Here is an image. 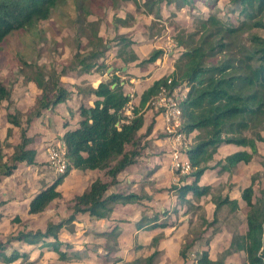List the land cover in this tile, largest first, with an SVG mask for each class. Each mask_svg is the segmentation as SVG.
<instances>
[{"label": "trees", "instance_id": "16d2710c", "mask_svg": "<svg viewBox=\"0 0 264 264\" xmlns=\"http://www.w3.org/2000/svg\"><path fill=\"white\" fill-rule=\"evenodd\" d=\"M61 1L66 0H0V44L16 31L31 30L40 22L49 20L54 8ZM123 1H133L137 9H144L147 14L158 19L162 17L163 6H173L176 11H180L185 7L194 9L201 1L207 4L210 13L208 17L198 18L197 31L187 34L178 32L175 36L176 46L181 53L174 71L143 92L139 104L133 106L132 118L126 115L131 98L125 93L119 77L113 75L109 81L101 82L97 88L77 87L81 120L78 127L68 130L63 136L70 166L51 186L33 197L28 213L41 214L59 199L62 195L58 188L72 170L105 171L111 181L104 182L97 178L83 194L75 196L72 200L73 213L64 222L50 224L45 232L20 231L10 239V242L24 241L34 246L43 243L53 249L61 261L68 259V253L61 250L59 233L65 225H70L68 231L74 232L73 223L78 215L88 213L92 218L103 220L113 213L116 205L125 206L146 199L143 195L107 193L111 186L116 184L118 175L137 163L141 155L138 135L145 124L142 111L160 89L167 86L169 79H172L170 89L181 85H187L189 89L181 104V132L187 136L198 133V142L186 151L192 165L190 175L193 181L181 187H172L177 191L179 199L186 200L189 194L197 198L210 194L211 188L200 187L199 182L210 169L209 164L222 145L250 149L235 152L217 163L220 172H231L240 163H249L255 156H259L257 142L264 140L261 137V132L264 131V36L254 33L255 30L264 31V0H231L232 10L238 14L239 21L236 24L223 22L219 11L216 10L215 0H149L142 5L138 0ZM134 21L136 18L132 13L115 19L116 24L123 28L132 27ZM89 26L92 34L91 37L89 35L91 39L88 44L93 49L87 53L78 51L74 55L73 65L79 76L98 68L97 62L104 57L107 48L96 32V23H90ZM116 39L117 55L122 64L127 67L138 61V56L131 49L134 42L126 35H117ZM162 55V50H153L138 66L153 64ZM213 59L216 62H212ZM103 67L102 64L99 68ZM34 70V76L28 80L34 82L41 93L34 107L28 111L27 126L34 119L42 117L45 111L54 110L60 104H68L73 98L72 91L60 83L56 72L48 75L38 66L34 67ZM92 96L96 97L93 107L86 106L84 101ZM10 98L11 91L0 82V105ZM18 115L23 114L18 112ZM19 116H7L10 125L21 129V143L7 160L4 146H0V184L4 178L14 174L18 164L36 163L37 152L29 148L33 141L27 136V128H23V120ZM154 124L155 120L149 125L147 134L153 131ZM248 132L253 137L246 136L245 133ZM12 133L13 130L8 129L7 139ZM128 146H131V149H127ZM261 165L264 168V157ZM253 187L254 182L242 193V199L249 208L246 216L247 232L245 235H235L230 248L223 254L226 258L235 252L243 251L246 253L248 264H264V190L262 197L254 201ZM215 202L216 211L224 204L230 203L229 199ZM12 222L20 223L21 219L15 217ZM156 227L157 224L150 229ZM100 235L108 239V244L111 241L116 243L120 232L115 227ZM48 240L55 242L48 244ZM158 241L159 238H154L153 245ZM114 243L107 245V248L115 250L117 244ZM9 244L0 243V264H14L18 260L26 263L29 258L26 253L6 254ZM194 244L195 241L185 243L180 255L186 258L187 251ZM157 255L158 252L155 251L147 261L152 263ZM198 263L223 264L224 261L212 262L209 252L203 251Z\"/></svg>", "mask_w": 264, "mask_h": 264}, {"label": "rangeland", "instance_id": "374dc122", "mask_svg": "<svg viewBox=\"0 0 264 264\" xmlns=\"http://www.w3.org/2000/svg\"><path fill=\"white\" fill-rule=\"evenodd\" d=\"M138 1L139 4L142 5L149 0ZM209 1L211 2L214 0ZM215 3H217L216 10L219 11V16L224 23L229 24L231 22V24H236L237 21H239L238 14L234 13L232 10L233 4L231 0H215ZM127 13L134 14L136 18V21L133 22L134 25L130 28L118 26L115 19L125 17ZM162 13L160 19L155 18L147 14L144 9H137L133 1L66 0L58 3L49 20L40 22L36 28L31 30L16 31L0 44V82L11 91V98L8 101H3L0 105V146H4L6 155L5 160H7V158L9 159L17 145L21 143V129L13 127L8 123V114L19 116L18 112H22L23 115L19 117L23 120V128H27V136L33 141L29 148L42 150V158H38L39 161L35 165H27L26 163L18 164L16 173L12 177L4 178L0 184V203H5V208L9 209V213L20 215L24 221L23 224L17 223L12 227H10L9 223H5L0 229L1 244L11 243L10 239L18 235L20 231H45L52 223L57 224L64 222L73 213L72 198L76 194H81L90 183L89 178L84 174L79 176H68L64 184L58 188L62 196L53 202L44 214L33 216L27 213L26 203L28 200L34 194L38 193L46 185L47 181H54L56 176H59L44 162L43 154L51 143L61 140L64 129L78 126L81 117L78 115L79 97L77 96V87H93V85H97V81L100 80L98 76L95 78L90 77L93 72L99 75L97 74V68L93 69L90 73L79 76L73 65L74 55L78 53V51L87 53L93 49L88 44L92 34L89 24L96 23V32L99 33V37H101L107 45L104 57L99 59L97 63L99 67L102 64L104 65L103 69L99 70L100 75L103 77L101 81H109L106 79V72L110 66L114 67L115 70L118 69L119 75H123V68H128L130 66L128 65L125 67L117 55V35H126L128 39L133 41L134 45L131 49L133 51L137 49L142 60L148 58L153 50H162L163 55L161 56V60H163V63L166 66H170V64L171 66H175L181 53L180 49L176 46L175 36H177L178 32L187 34L197 31L199 27L198 18L208 17L210 8L205 2L201 1L195 5L194 9L185 7L180 11H176L173 6H163ZM254 33L264 36L263 30H255ZM80 43H82L81 47ZM94 43L96 44V42ZM140 59L138 60L139 62ZM211 61L216 62L215 59ZM36 66L43 69L48 75L52 74V72H56L60 83L66 89L72 91L73 98L70 103L58 106L53 113L46 112L43 117L34 119L32 123L27 126L26 120L27 114L29 113L28 111L34 107L36 99L41 93V90L38 89L36 84L28 80L34 76V67ZM140 67H145V65ZM111 73H109V76L114 75V77H118L114 71H111ZM123 76L125 77V75ZM143 77L137 80H143ZM120 80L122 81V79ZM123 81L127 83L128 80L124 78ZM126 89L125 93L131 95V92ZM134 96V103L132 105L136 106L138 105L140 96H138L137 92H134ZM89 100L90 99H87L85 103L88 104ZM142 112L145 117V126L149 127L154 118H152L150 110L146 107ZM154 113V115H156L155 111ZM132 117L133 115H131V118ZM155 124L154 126H159L157 122ZM8 129L13 130L12 136H10L9 139H7L6 135ZM156 134L158 139L147 141L141 133L138 141L142 154L139 159L141 163L140 168L148 162V159L159 157V159L163 160V163H165L164 159H166L167 162V158H170L171 161V157L167 156L169 152L164 150L163 144L160 146V140L166 142V145H169L168 141L164 138H169L170 135L161 129L158 130ZM245 135L253 137L249 132L245 133ZM261 137L264 138V131L261 132ZM197 139V132L190 136V148L195 145ZM257 146L259 156H255L249 163H240L237 167L233 168L231 172H220L219 176L222 179L220 182L221 184L215 187L213 183L211 186L210 196L212 197H210V201L213 202L229 199L228 196H226L227 198L223 197V193H237V200H229L230 203L224 204L220 210L216 211V209H214L212 213H207L202 207L190 208L186 206L184 207L186 211L182 214L181 209L178 208L179 204L177 202H173V206L170 205L166 208L165 214L167 218H163L164 216L158 205L152 208L157 209V212H153L152 209L143 210L144 213L140 223L147 221V219H151V217L155 215V217L152 218L153 220H158L160 222L168 221L173 224L172 226L175 228L166 229L164 233H171V236L174 237V244L180 242L182 243V247L185 243L192 241L196 242L194 246L187 251L186 258L180 260L181 264H199L198 260L203 251H209L212 262L223 260V264H248L246 253L243 251L235 252L226 258L223 253L230 248L232 239L235 235H245L247 232L246 216L249 208L241 197L243 191L254 182V201L262 197V192L264 190V168L261 163L264 157V140L258 141ZM161 147L163 149H161ZM145 148L146 150L143 151ZM178 148L182 152L186 151L183 147L178 146ZM127 149H131V146H128ZM235 149L237 148L234 146H225L222 150L221 158H216L211 161L210 165H216L219 159L223 161V159H225L224 156L234 153L233 151ZM239 150L250 151L249 148L243 147H240ZM171 155L173 156V153ZM167 167L168 171L173 174V176H182L172 165ZM146 172V169H139L138 175L140 174L142 176ZM134 173L136 174L137 170L132 174ZM125 174L126 173H124L123 176H125ZM93 178H95L94 175ZM173 182L175 181L170 180V183L167 182L168 187L165 190L163 189L165 192L164 194L171 193L170 186L173 185ZM115 188L116 186L114 189ZM170 198L172 199V196H170ZM239 202L241 205H239ZM185 216H187V218L182 220L181 218ZM81 223H83V221ZM64 227L68 229L70 225H65ZM83 227H86L89 231L91 229L88 225H83ZM139 227L141 228L142 226H138V228ZM77 228L82 229V227ZM81 232L82 233L79 234L80 237L77 239L80 238L81 240L83 236H88L90 233H84L83 230ZM129 238L131 239V243L127 242L128 238L121 242L122 249L125 248L122 255L126 257V261H128L125 262V264H152L155 259V261L160 259L162 254H159L161 252L153 259L152 263L147 261L150 257L148 255L153 253V243L143 247L138 244L137 238L134 239V235H130ZM66 243L68 245V242ZM76 245L80 246L82 256L85 252L87 254L93 253L90 257L95 260L98 259V261L102 259L105 264L119 263L115 255L112 254L110 257L106 255L104 248L105 242L98 241L97 237L86 244L80 242ZM10 247L11 248L7 250L8 253L20 252L22 249L23 251L29 252L36 251V254L33 255L32 253L30 257L31 259L35 258V262L32 264H50L53 260L52 258L44 260L42 256L36 258L39 251L35 250L31 245L13 242ZM126 248L129 249L126 250ZM64 249H68L67 246H65ZM84 249H87V251ZM100 249H102L101 252H99ZM139 253L141 255H139ZM131 255L138 258H133L129 262V256ZM143 256L146 258H143ZM49 257L53 256L50 255ZM72 261H74L73 263L75 264H83V262H79V260ZM91 261H93V259H91ZM172 263L173 260L169 259L164 262V264ZM14 264L25 263L18 261Z\"/></svg>", "mask_w": 264, "mask_h": 264}, {"label": "crops", "instance_id": "0c3cea01", "mask_svg": "<svg viewBox=\"0 0 264 264\" xmlns=\"http://www.w3.org/2000/svg\"><path fill=\"white\" fill-rule=\"evenodd\" d=\"M121 18H124V17H121ZM134 53L138 56V60L141 58L140 59V62H141L142 57L139 56V51L137 49H134ZM140 62L137 61V63L135 62V63L130 64V66L128 68H123V75H125V77L123 75H119L118 69L115 70L114 67H112V66H110L108 71L106 72V79L110 80L111 77H113V75L109 76V73H111V71H114L116 76H118L119 78L121 77L120 79H122V85L124 86V91L127 88L126 90L131 92L130 93L131 95H129L131 98V103H130L129 107L133 106L132 105L134 103L133 99L135 97L134 92H137L138 96L141 97L143 92L146 91L149 87H151L155 82H157L158 80L162 79L163 77H165L167 75H170L174 71V66L173 65L171 66V64H170V66L169 65L166 66L163 63V60H161V58L158 59L157 62L154 63L153 65L149 64V65H145V67L137 66L140 64ZM99 70H101V69L98 67L97 68V74H99V75H96L95 72H93L92 75L89 74V75H91L90 77H92V78H95L96 76H98L100 78V80L97 81V85H93V88H97L98 85L101 82H103V81H101V79L103 77L100 75ZM141 77H143L144 79L143 80H137V79H141ZM124 78H127V80H128L127 83H125L123 81ZM140 81H142V82H140ZM131 85H133V86H131ZM88 99H90L88 104L85 103L87 99L84 101L85 105L89 106V107H93L94 102L96 101V97L92 96ZM71 101H69L68 103H70ZM138 104H139V102H138ZM62 105L63 104H60L59 106H62ZM57 108H58V106L54 110L45 111L43 113L42 117L44 116V114L46 112L53 113L54 111H56ZM150 114L152 115V118H154L155 123L157 122L159 124V126L158 127L154 126L153 131L150 134H147V127L148 126L146 127L144 124L145 128L143 126V128L139 132L138 137L140 138L141 133H142L144 135V139L147 141L158 139L156 132L160 129L163 130V126H164V123L159 116H156L153 113H150ZM75 128L76 127H74V128L69 127V128L64 129L61 139H63L65 132H67L68 130L75 129ZM7 134H8V130L6 132V135ZM190 136H188V137L190 138ZM164 139H166L168 141L169 145H166L165 144L166 142L160 140V142H161L160 146L163 144L164 150L169 152L167 154V156L171 157V161H170V158L169 159L167 158V162H166V159H164L165 163H163V160L159 159V157H157L155 159H148L147 160L148 162H146L143 165V167L140 168L141 163L139 162V159L142 156V154H141L140 157L138 158L136 164L128 167L126 170H124L123 172H121L118 175L116 184L111 186L110 190L107 193V195L112 194V193L143 195L146 197V199H144L141 202L127 204L125 206L124 205H116L113 213L108 218L103 219V220H97L95 218H92L89 216L88 213L78 215L76 217V221L73 223L74 232H69L68 229H66L67 227H64V228H62L61 232L59 233V242L62 244L61 250L63 252L68 253V259L65 261H61L59 255L55 251H53V249L48 248L43 243H40V244L35 245V246L31 245L35 250L39 251V254L36 255L37 256L36 258H38V256H42V258L44 260H47L48 258H52L53 260L50 262V264H69V263L75 264V263H73L74 261H72V260H79V262L82 261L83 264H89V263L105 264L102 261V259H99V261H98V259L95 260L94 258L90 257V256H92L93 253L87 254L85 252L82 256L80 246L76 245L77 243H80V242H84L86 244L89 241H92L94 238L96 239V237H97L98 241H102V242L104 241L105 242L104 248L106 251V255L108 257H110L113 254L116 256L115 257L116 260L119 261L118 264H125V262H128V261H126V257H124L122 255V252H123V250H125V248L122 249L121 242L123 240H126V238H128L127 242L131 243V239L129 238V236L134 235V239L137 238L138 244L142 245L143 247L151 245L153 243L154 238H159L158 243L152 248V250H153V253L155 251H157L158 253L161 252L159 255H161V254L162 255L160 256L159 260L155 261L156 260L155 259L152 264H164V262L167 261V259L173 260L172 264H181L180 260L184 259L180 255V251L182 249V247H181L182 243L179 242L180 244L179 243L174 244V242H175L174 237L171 236V233H169V234L167 232L164 233V231L166 229L168 230V229L175 228L174 226H172L173 224L169 223L168 221L160 222L158 220H153L152 218L155 217V215L153 217H151V219H147V221L140 223V220H141V217H142L144 211L146 209L149 210V209L155 208L156 205H158L160 207L162 215L164 216L163 218H167V215L165 214L166 208H168L170 205H172L173 202H177L179 204L178 208L181 209L182 214L186 211V209L184 208L186 206H188L190 208L202 207L207 213H212V211L214 209H216V205H215V202L210 201L211 200L210 197H212V196H210L211 192H210V194H208L206 196H202L201 198H197L193 194H189L187 196L186 200L179 199L177 191L175 189H172V187L173 186L181 187L185 184H190V183H192L193 178L190 175V173L182 174V176L175 177V176H173V174H171L168 171L167 166H169V165L173 166V163H174L173 157L171 155L173 153V143L171 142V140L169 138H164ZM197 142H198V139H197L196 143ZM189 143H190V141H189ZM225 146H234V145H222L218 149V152L214 156L213 160H215L216 158H221L220 156H221L222 150ZM234 147L237 148L233 151L234 153L241 151V150H239L240 147H237V146H234ZM139 148H140V146H139ZM163 148L161 147V149H163ZM30 149H34L37 152V156H36V163H37L39 161V159L42 158V155H41L42 150H37L36 148H30ZM145 150H146V148L143 151H145ZM43 156H44V162L47 164L46 150H45ZM227 156H229V155H226L224 157L226 158ZM221 160L222 159H219V161H221ZM217 163H216V165H210L209 164L210 169H208L205 172V174L202 176V178L200 179V182H199L200 187H210L211 188L213 183L215 184V187L219 186L221 184L220 182L222 181V179L219 176L220 167L217 166ZM139 169H142V170L146 169L147 172L144 173L142 176L140 174L138 175ZM217 169H218V171H217ZM17 170H18V168H17ZM17 170H15L14 174L16 173ZM136 170H137V173L132 174ZM124 173H126L125 176H123ZM81 174H84L90 180V183L85 188V190L97 178H101L104 182L111 181V178L106 175L105 171L72 170L70 172L69 176H71V175H78L79 176ZM93 175L95 176V178H93ZM12 176H10V177H12ZM104 176H105V178H104ZM57 178H58V176H56L55 180ZM170 180L175 181V182H173V185L170 186L171 193L164 194L165 193L164 190L168 187L167 182L170 183ZM54 181H51V182L47 181L46 185L40 191H42L43 189H45L48 186H51L54 183ZM115 186H116V188L114 189ZM118 187H120V188H118ZM83 192L81 194H83ZM38 193L34 194L26 203L27 213L29 211V205H30L31 200ZM81 194H76L75 196L81 195ZM236 194L237 193H223V197L228 196L230 201H234V200H237ZM170 196H172V199L170 198ZM241 197H242V194H241ZM73 198H72V200H73ZM50 205H49V207H50ZM73 205H74V203L72 202V207H73ZM239 205H241L240 202H239ZM47 209L43 213L38 214V216L44 214L47 211ZM152 210H153V212L158 211L157 209H152ZM72 212H73V210H72ZM0 215H1V217H0V229H1V227H3L5 225V223H9L10 227H12L14 224H17L16 222H14V223L12 222V220L15 217H19L21 219V222L18 224L24 223V221L20 215H18V214L13 215V213H9V209L5 208V203L4 204L0 203ZM28 215H29V213H28ZM33 216H37V215H33ZM186 218H187V216H185L181 219L184 220ZM82 221H83V223H81ZM142 224H144V225H142ZM155 224H157L158 227L150 229V227H152ZM163 224H165V226L162 227L161 225H163ZM83 225H86V226L88 225V227L91 228L90 231L86 227H83ZM66 226H68V225H66ZM138 226H142V227L141 228L139 227L140 228L139 229ZM77 227H79V228L82 227V229H78ZM115 227H117L119 229L120 235H119L116 243H114L112 241H111V243H109V244L114 243V245L117 244L115 250L111 251L110 249L107 248V245H109L108 239L106 237L101 236L100 234L105 233V232H110ZM82 230L84 233L90 232L89 235L83 236V238L81 240H80V238L77 239L78 237H80L79 234L82 233L81 232ZM45 231H42V232H45ZM77 232H79V233H77ZM62 235H65V236H62ZM7 236H8V234H7ZM72 240H74V241H72ZM13 242H19V243H24L25 245H30L24 241L23 242L13 241ZM13 242H11L9 244V247L7 248V250L11 248L10 245ZM54 242H55L54 240H48L47 241L48 244L54 243ZM66 242H68V245ZM65 246H67L68 249H64ZM127 249H129V248H126V250ZM7 250H6L7 255H10L11 253H13V252L8 253ZM84 250L87 251V249H84ZM101 251H102V249L99 250V252H101ZM133 252H135V251H133ZM18 253H20V254L26 253L29 256L28 261L26 263L22 262V260H18V261H21V263L32 264L33 262H35V258L31 259L30 257L32 255V253H33V255H35L36 251L29 252V251H23V249H22V251H20ZM152 254L150 253V255H148V256H151ZM50 255L53 257H49ZM139 255H141V254L139 253ZM133 258H138V257H135L133 255L129 256V259H130L129 262ZM143 258H146V257L143 256ZM209 258H210V255H209ZM91 259H93V261H91Z\"/></svg>", "mask_w": 264, "mask_h": 264}, {"label": "built area", "instance_id": "2783aa9c", "mask_svg": "<svg viewBox=\"0 0 264 264\" xmlns=\"http://www.w3.org/2000/svg\"><path fill=\"white\" fill-rule=\"evenodd\" d=\"M172 79L168 80L167 86H163L157 95H155L147 104L146 108L150 113L156 112L163 123V131L169 134V139L173 143V167L181 174L192 172V165L186 154L190 148L189 137L181 132L183 118L181 104L187 97L189 91L187 85H181L170 89ZM132 107L126 110V115L131 117ZM178 146L185 148L186 151H180ZM47 164L56 174L66 173L70 163L67 158V147L63 139L51 143L47 149ZM185 160V161H184Z\"/></svg>", "mask_w": 264, "mask_h": 264}]
</instances>
